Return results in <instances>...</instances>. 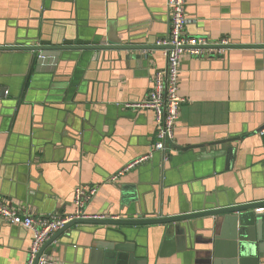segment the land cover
<instances>
[{
    "label": "crops",
    "instance_id": "obj_1",
    "mask_svg": "<svg viewBox=\"0 0 264 264\" xmlns=\"http://www.w3.org/2000/svg\"><path fill=\"white\" fill-rule=\"evenodd\" d=\"M184 33L210 46L264 45V0H185ZM168 30L167 0H0V46L131 41L155 47ZM54 74L29 72L28 52L0 51V201L37 217L69 216L74 191L95 186L88 217L153 219L264 204V51L183 54L180 105L166 159L153 149L147 100L166 60L160 48L64 54ZM264 214V213H258ZM178 226L71 228L46 247L59 264H98L106 245L136 264H211L209 220ZM197 226V227H196ZM30 232L0 220V264H25ZM261 264H264V259Z\"/></svg>",
    "mask_w": 264,
    "mask_h": 264
},
{
    "label": "water",
    "instance_id": "obj_2",
    "mask_svg": "<svg viewBox=\"0 0 264 264\" xmlns=\"http://www.w3.org/2000/svg\"><path fill=\"white\" fill-rule=\"evenodd\" d=\"M155 47H148L144 44H134L131 41L113 42L111 39L98 41H65L61 45H51L47 42H40L38 45L24 46L20 44L0 46V51L28 52L31 60L29 72L54 74L62 63L69 62L64 57L66 53L77 55L80 52H92L95 58L108 52H133L151 50ZM214 51L228 50L232 48H253L264 51V45H214L209 46ZM169 147L185 151L190 147L180 148L167 142ZM264 204L248 203L234 205L224 208L210 209L193 213H183L172 217H157L153 219H109L89 218L73 220L58 230L41 248L39 254L47 246L54 242L60 235L71 228L82 225H97L102 227H138L148 225H171L178 226L182 238L189 237L191 222L209 220L210 231H213L212 242L213 252L211 264H261L264 259V214H258L256 209ZM197 227V226H196ZM98 264H136L134 250L128 245L113 243L106 245ZM139 264V263H138Z\"/></svg>",
    "mask_w": 264,
    "mask_h": 264
},
{
    "label": "built area",
    "instance_id": "obj_3",
    "mask_svg": "<svg viewBox=\"0 0 264 264\" xmlns=\"http://www.w3.org/2000/svg\"><path fill=\"white\" fill-rule=\"evenodd\" d=\"M168 30L166 35L156 41L155 46L160 48L166 60L163 71L155 74L152 87L146 101L126 104V109L148 110L154 113L156 123V138L153 149L146 156L131 162L122 172L110 178L114 181L125 170L134 167L152 157L153 152H159L162 159H166L165 151L167 142L173 141V128L178 118L180 105L184 99L177 94L180 58L183 54L190 57H200L205 51L212 52L206 37H191L184 33L188 22L185 13V0H167ZM217 45H229L226 39H222ZM264 135V128L260 130ZM96 193L95 186L80 185L74 191V211L72 215H44L31 216L17 211L0 201V220L9 225L20 227L31 234V244L28 250L25 264H59L48 253L40 252L42 246L65 224L78 219H91L100 217H88L85 206ZM256 213H264V206L255 210Z\"/></svg>",
    "mask_w": 264,
    "mask_h": 264
}]
</instances>
